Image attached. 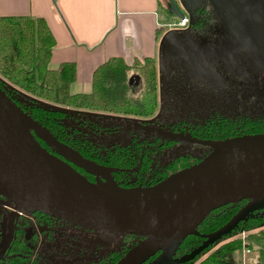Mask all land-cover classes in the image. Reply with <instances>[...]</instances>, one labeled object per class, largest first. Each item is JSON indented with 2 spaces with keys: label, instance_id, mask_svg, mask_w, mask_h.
Listing matches in <instances>:
<instances>
[{
  "label": "water",
  "instance_id": "1",
  "mask_svg": "<svg viewBox=\"0 0 264 264\" xmlns=\"http://www.w3.org/2000/svg\"><path fill=\"white\" fill-rule=\"evenodd\" d=\"M166 1L168 14L183 20L184 13L175 0ZM181 1L186 8L188 26H195L199 21V12L193 11L195 0ZM231 1L244 24L222 12L225 26L258 53L264 69V27L251 13L254 10L248 7V0H242L245 6L240 0ZM132 130L212 145L216 149L155 185L121 189L106 169L58 142L0 89V197L13 203L15 212L31 209L85 231L140 237L115 264H140L156 252L150 264H178L189 260L255 209V202L264 200V134L217 144L138 124L128 126L126 134ZM75 168L91 176L93 181ZM244 200L249 202L198 249L179 260L172 259L181 241L194 234L210 212ZM14 217L15 213L9 217L0 258L12 239Z\"/></svg>",
  "mask_w": 264,
  "mask_h": 264
},
{
  "label": "trees",
  "instance_id": "2",
  "mask_svg": "<svg viewBox=\"0 0 264 264\" xmlns=\"http://www.w3.org/2000/svg\"><path fill=\"white\" fill-rule=\"evenodd\" d=\"M166 15L170 16L167 10ZM53 47L54 40L42 19L29 16L0 17V89L23 113L45 128L58 142L106 169L119 188L134 190L155 185L202 159L178 155L168 163L157 166L154 163V155L175 142V139L170 137L153 138L151 141L131 137L125 145L114 144L108 147L87 140L84 131L70 124L75 121L70 112L45 106L40 102L69 109L149 119L156 111L154 60H134L131 66H127L119 58H109L93 70L89 93L71 94L69 87L75 81V66L73 63H63L57 69L50 70L47 65ZM131 70L139 76L142 84L135 95L130 94L127 83ZM76 124L83 128L88 126L96 133L106 132L105 128H91L86 119ZM163 130L172 135L181 134L200 141L226 143L264 134V121L247 116L229 118L214 114L201 124L180 122ZM38 142L48 150L42 142ZM134 169L137 171L134 172ZM75 170L87 180L93 181L91 176L84 174L80 169ZM248 202L244 200L210 212L195 228V233L187 235L181 241L172 259L179 260L198 249L208 236L222 229ZM32 217L39 226H42L43 222L49 226L52 222L37 211H32ZM262 225L264 207L251 210L233 228L207 245L199 254L178 264H192L217 242L230 238L241 230L250 231ZM120 236L122 245L119 248L101 255L94 261L81 264H115L140 240V237L134 235ZM262 239L264 233L261 232L245 238L248 249L257 253V264H264ZM37 245L31 222L23 220L15 230L14 239L0 264L57 263L54 259L39 255ZM239 248V240L231 239L218 246L198 264H239L230 259V255L236 251L239 253ZM157 254L158 252L148 256L140 264H150Z\"/></svg>",
  "mask_w": 264,
  "mask_h": 264
},
{
  "label": "rangeland",
  "instance_id": "3",
  "mask_svg": "<svg viewBox=\"0 0 264 264\" xmlns=\"http://www.w3.org/2000/svg\"><path fill=\"white\" fill-rule=\"evenodd\" d=\"M204 1L207 16H209L207 22L203 23V26L200 29L197 28L196 31H192L190 26V30L185 33L183 38L186 41L184 46L190 51H195L199 65L193 70L195 74H188L186 71L187 74H184L179 67L173 65V74H162L164 106L160 117L138 120L134 119L135 117L133 119L122 118L121 116L100 114L99 112H94L97 115H89L86 113L89 111L86 110L63 108L46 102L40 103L70 112L75 120L70 124L84 131L87 140L104 147L114 144L125 145L131 137L148 141L153 140V138H167L163 135H154L141 130H133L131 135L127 136V127L137 125V123L146 124L152 128L165 129L169 125L180 122L191 125L201 124L214 114L229 118L247 116L249 118H261L264 121V69L261 58L254 49H251L243 43L242 39L238 38L233 29L232 31L225 26L226 20L222 18L221 13L225 12L232 18L234 17L235 21L240 24H244V22L238 18L231 0ZM175 2L178 7L182 6L181 8L185 9L181 0H175ZM240 3L245 6L242 0ZM248 3V7L252 8L255 14L251 10L250 12L264 27V0H248ZM195 4L198 5L199 0H195ZM159 6L161 7V14L174 23V29L183 30L187 27H178L176 25L178 20L166 15V0H159ZM181 55L183 61L189 63L191 59L189 53L185 51L181 52ZM129 76L128 83L132 90L131 93L135 95L142 87L141 80L134 71ZM82 119L89 121L90 124L88 125L91 128H105L106 132L99 131L96 133L88 126L78 127L76 123ZM214 149L216 148L212 145H199L182 139L175 140L169 147L154 155V163L157 166H162L178 155H189L201 159L215 151ZM3 203V207L0 208L2 213L1 236L5 239L9 216L14 211L15 206L5 198H3ZM261 207H264V203L253 210ZM27 211L29 212L28 209L19 210V212ZM23 216L27 217L26 214ZM53 228L56 230L54 243L45 242L44 236L38 235L37 251L46 257L52 255L50 259H54L59 264H81L85 261H94L101 255L116 250L122 245L119 234L90 232L61 223ZM241 231L246 233L245 238L250 234L254 236L260 232L264 233V225L250 231ZM237 234L217 242L192 264L203 261L218 246L231 239L234 240ZM261 243L264 245V239ZM2 244L0 249H2ZM230 259L240 264L238 251L230 255ZM258 262L259 258L254 251H250V254L245 257V264H257Z\"/></svg>",
  "mask_w": 264,
  "mask_h": 264
},
{
  "label": "crops",
  "instance_id": "4",
  "mask_svg": "<svg viewBox=\"0 0 264 264\" xmlns=\"http://www.w3.org/2000/svg\"><path fill=\"white\" fill-rule=\"evenodd\" d=\"M181 10L188 17L186 8ZM161 13L159 0H0V17L29 16L45 22L54 40L48 68L55 70L63 63L75 66L71 94L89 93L93 70L109 58H119L127 66L152 58L156 74L152 119L161 116L164 106L162 74H173L172 65L184 74H195L199 65L195 51L184 46L189 26L176 30ZM197 28L193 26L192 31ZM185 51L191 56L189 63L183 61L181 52ZM128 87L133 95L129 83Z\"/></svg>",
  "mask_w": 264,
  "mask_h": 264
},
{
  "label": "flooded vegetation",
  "instance_id": "5",
  "mask_svg": "<svg viewBox=\"0 0 264 264\" xmlns=\"http://www.w3.org/2000/svg\"><path fill=\"white\" fill-rule=\"evenodd\" d=\"M205 1L204 0H199V4L197 5H195V7L193 8V11H194V13H197V12H199V21H198V28L200 29L202 26H203V23H205V22H207V20H208V17L209 16H207L208 14H207V12H206V7H205V3H204ZM125 117H127V116H125ZM151 118H153V117H151ZM151 118H149V119H151ZM138 119H141V118H138ZM138 125H142V126H146V127H149V126H147L146 124H141V123H137ZM173 125V124H172ZM150 128H152V127H150ZM153 129H158V130H161V131H165V132H168V131H166V130H163V129H161V128H153ZM133 131V130H132ZM140 131V130H139ZM149 133H151V132H149ZM169 133V132H168ZM154 135H162V134H155V133H153ZM170 134V133H169ZM129 135H131V131L127 134V136H129ZM172 135V134H171ZM163 136H165V135H163ZM182 136H184V135H182ZM167 137V136H166ZM186 137H188V136H186ZM134 172H136L137 171V169H134L133 170ZM93 179V178H92ZM3 197H0V208H2L3 207ZM28 210H31V209H28ZM12 213H15V217H14V219H13V234H12V239H11V241H10V243H9V246L7 247V249L5 250V252H4V254H3V256L0 258V262H2V261H4V258L6 257V254H7V251H8V249L10 248V245H11V243H12V241H13V239H14V233H15V230L19 227V224H21L22 222H23V220H25V221H29V222H31V224H32V230L34 231V234H35V238L37 239V236L38 235H42V236H44V241L45 242H50V244H52V243H54V234H55V231L56 230H54V226L55 225H58V224H60L61 222H59V221H57V220H54V219H52V218H49L52 222H50V225L49 226H47V224L46 223H44L43 222V224H42V226H39V225H36L35 224V220L33 219V217H32V211H27V212H19V211H16L15 212V209H14V211H12ZM11 213V214H12ZM10 214V215H11ZM23 214H26V216L27 217H25V216H23ZM10 217V216H9ZM52 223V224H51ZM1 224H2V213L0 212V240H1V243H0V246H1V244H2V242H3V244L2 245H4V242H5V239H6V237H5V239H4V237H2L1 235H2V231H1ZM61 224H64V223H61ZM67 225V224H66ZM6 226H7V224H6ZM8 228H9V220H8V227H7V230H6V235L5 236H7V234H8ZM26 233L28 234L29 232L28 231H26ZM3 239H4V241H3ZM37 242H38V240H37ZM38 246V245H37ZM3 247V246H2ZM0 252H1V249H0ZM38 252V251H37ZM52 254H54V253H52ZM39 255H41L40 253H39ZM41 256H44V255H41ZM52 255H50V256H47V258H50ZM45 258H46V256H44ZM46 258V259H47ZM57 262V261H56ZM56 264H58V262L56 263Z\"/></svg>",
  "mask_w": 264,
  "mask_h": 264
},
{
  "label": "built area",
  "instance_id": "6",
  "mask_svg": "<svg viewBox=\"0 0 264 264\" xmlns=\"http://www.w3.org/2000/svg\"><path fill=\"white\" fill-rule=\"evenodd\" d=\"M178 27L183 28L185 26H188V17L184 16L183 20H178L177 24ZM246 233L243 231H240L234 238L239 240L240 242V248H239V254L241 257L240 264H245V257L250 254V250L247 247L246 241H245Z\"/></svg>",
  "mask_w": 264,
  "mask_h": 264
},
{
  "label": "bare ground",
  "instance_id": "7",
  "mask_svg": "<svg viewBox=\"0 0 264 264\" xmlns=\"http://www.w3.org/2000/svg\"><path fill=\"white\" fill-rule=\"evenodd\" d=\"M105 188H107V187H105ZM263 203H264V200H259V201L254 203V207H258L259 205H261Z\"/></svg>",
  "mask_w": 264,
  "mask_h": 264
}]
</instances>
